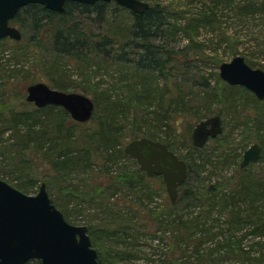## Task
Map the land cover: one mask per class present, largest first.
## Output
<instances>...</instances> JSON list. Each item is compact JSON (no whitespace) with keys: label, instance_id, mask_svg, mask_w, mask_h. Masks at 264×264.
Returning a JSON list of instances; mask_svg holds the SVG:
<instances>
[{"label":"trees","instance_id":"trees-1","mask_svg":"<svg viewBox=\"0 0 264 264\" xmlns=\"http://www.w3.org/2000/svg\"><path fill=\"white\" fill-rule=\"evenodd\" d=\"M145 1L149 3L147 9L141 13L131 10V23L118 27L112 25L110 16L106 17L108 8L114 4V18H118L116 11H121L122 7L115 1L98 0L94 3H86L67 0L63 12L46 8L39 3H29L18 10L12 22L19 23L23 35L25 30L30 32V39L34 40L32 43L40 45L39 43L43 41L40 47L44 48L45 53L56 52L59 56H66L71 59L73 66L80 70V80L76 84L66 82V78L65 81L61 80L62 76L51 85L54 84L53 86L62 90L74 86L75 90L86 95L92 91L96 96V99H93L96 102L95 105L100 101L106 118L102 121L98 119L95 126L88 127L87 130H78L76 127L81 123L73 119L62 106L53 104L44 107L34 106L27 112L5 107L9 111L5 118H1L4 114L0 110V133L7 132L9 135L7 140L11 142L2 146L7 147V150L16 151L13 158L28 148H31L32 152L40 151L49 144L47 150L43 152L44 156L49 159L50 156L57 157L54 165H58L60 169L65 168L68 175L72 172L81 174L84 166L92 167L95 163L98 164L99 159L108 161V166L110 164L119 167L120 160H128L137 165L135 159L126 154L116 143L120 139L116 119L124 110V105L130 104V107L133 105L134 108L143 109L148 103L155 102V108L151 110L152 118L157 121V126H164L166 129L170 127L167 120L170 119L169 112L172 110L179 113L178 116L186 115L193 120L202 118L203 115L191 112L190 102L194 99L190 97L191 90H186L180 85L177 96L173 98L168 89L162 90L159 94L160 90L153 87L149 81L152 77L150 73H153V76H167L168 66L177 59L176 51L171 47V43L176 40L174 26L178 19L174 20L170 17L169 7L172 5L170 1ZM225 5L227 9L233 11L234 23L238 25L249 23L252 19L251 24L247 26L253 27L252 24L258 18L259 22L264 23V0H226ZM184 11L183 9L181 12L184 13ZM174 15L179 18L175 12ZM216 16V10L207 11L204 8L188 19V25L184 24L181 27L184 30H195L197 26L211 25L216 23ZM91 22H103L106 28L103 32H87L84 26L90 25ZM54 23L55 26L52 27L51 24ZM193 23H196V27ZM256 23L258 25V22ZM45 37L49 45L44 42ZM227 37L230 41H234L233 35ZM222 39L225 40V37ZM6 40L7 38H0L1 43H5ZM253 45L263 48L264 41L253 42ZM94 64L95 69L92 70ZM113 67L117 78L131 77L140 80L141 91L133 88L130 90L133 96L129 98L122 92L121 96L118 93L113 94L109 88L102 94L98 93L96 82L92 88L88 87L90 85L88 82L94 81L97 72L102 74L101 70L109 71ZM262 67L264 68V63ZM199 84L211 86L210 81L207 80ZM207 91L204 97L196 101L202 102V99L205 101L210 98L212 92ZM165 93L169 95L166 102ZM228 96L230 99L227 100L228 109L239 112L237 101L233 99V96ZM127 98L129 102L125 103ZM256 99L264 102V99ZM173 102H177V106ZM165 103H169L167 108ZM201 104L199 103L197 107ZM209 110L206 109V111ZM91 119L88 122L92 123ZM154 128L148 126L143 134L154 139L165 140ZM261 129L264 130V126ZM137 132H140V127ZM225 137L218 135L211 139L218 141L219 147L225 148L229 143ZM244 142L247 140L241 141V144ZM206 145L197 147L192 142H188V152L183 153V156L180 155L187 161L188 173L185 182L179 188L177 201L170 203L169 209L159 211L143 203L144 199H149L148 202L151 203L158 189L152 185V177L141 169H138L134 176L128 172L112 175L116 181L115 194L106 192L110 187L98 185L99 196L94 197L99 198L101 213L105 215L101 219L95 218L97 222L87 226L92 244L98 250L100 264H133V260L138 256L131 254L130 251L135 245V239L140 236L137 234L136 216H141L139 209L147 210L148 206L150 208L147 213L155 218L157 224L155 231L151 234L153 238L147 246L158 257L145 256V262L142 264H264V251L257 252V250L246 248L244 244V240L250 238V240L258 241L257 244L264 249V170L253 171L248 169L249 165L245 167L240 165L237 178L214 181L215 170L210 165L213 167L217 165L213 164ZM90 152L93 154L92 157ZM195 153L197 156L194 158ZM154 177L161 176L154 175ZM200 185H203L202 188ZM22 186H20L21 189L27 190L26 185ZM72 192L77 194L78 191L73 189ZM120 192H125L122 195L123 198L119 196ZM193 206L206 210V213L201 211L193 218H187L179 210ZM114 207L117 210H114ZM131 212L135 216L131 215ZM224 213L230 215L229 218L224 216V224H227L225 229L212 230L213 226L204 227L209 219L214 221L216 217L219 219ZM204 217L206 218L202 219ZM68 221L72 223L71 220ZM142 226L144 229L147 227L145 224ZM160 235L172 239L171 244L161 241ZM100 242L104 244L107 242L108 245L112 243L115 252L107 250L104 258L103 252L98 249ZM115 244L116 247H114ZM170 252H173L171 256ZM25 264H42V262L39 259H33Z\"/></svg>","mask_w":264,"mask_h":264},{"label":"rangeland","instance_id":"rangeland-1","mask_svg":"<svg viewBox=\"0 0 264 264\" xmlns=\"http://www.w3.org/2000/svg\"><path fill=\"white\" fill-rule=\"evenodd\" d=\"M163 1H170V3H172L169 7V9H171L170 17L174 20L178 19V22L174 26L176 27V33L174 34L176 40L171 43V47L176 51L175 56L177 61L174 60V62L168 66L169 70L167 71L169 73L167 76H153V73H150L152 77L149 81L153 84V87L155 86V88L160 90L159 94H161L162 90L168 89L171 91L170 96H173V98L177 96V89H179L180 85L186 90H191L192 93L190 97H194L193 102H190L191 112L203 116L202 118L193 120L191 117H186V115L178 116L179 113L177 114V112L172 110L169 112L170 119L167 120L170 127L166 129L164 126H157V121L152 118L153 114L151 110H154L155 102L148 103V105L144 107L145 109L134 108L133 105L130 107V104H127L124 105V110L120 112L116 119L117 127H119L118 134L120 136V139L117 140L116 143L124 150L129 140L145 136L143 133L148 126L151 128L156 127L154 129L160 132L163 137L162 139H165L162 141L166 142L171 149L179 154V156H183L188 152V142H192L191 135L197 122L209 116L220 114L222 117L223 132L219 135L221 137L226 136L229 143L225 148L224 146L219 147V142L210 138L206 142L207 145L205 144L208 147V154H211L213 164L217 165V167L210 165L212 169L215 170V177L213 180L221 181L229 178H237V171L241 165L244 151L255 142L260 144L261 154L257 161L251 162L248 164L249 166H247L248 169L253 171L264 170V130L261 129V127L264 126V117H262L264 115V102H259L256 99V95L243 85H231L228 82V84H226V81L223 80L219 74L220 64L224 61L232 60L236 55L244 56L252 67L264 69L262 67V63H264V45L263 48L253 45V42L264 41V29H262L264 23L259 22V18L254 21V24H252L253 27H250V25L249 27L247 26L251 24L252 19L249 23L246 22L243 25L234 23V13L231 9H227V4L225 5L226 0ZM113 6L114 4L108 8L106 15L107 18L110 16L113 26L118 27L131 23V10L129 8L120 5L122 10L116 11L118 18H114L115 11H113ZM204 8L207 11L216 10V23L204 27L197 26L198 29L196 28L195 30H184L182 27L184 24L186 26L188 19L192 18L193 14L202 11ZM183 9L185 10L184 13L181 12ZM174 12L179 18L174 15ZM180 16H182V18H180ZM256 22H258V25ZM195 24L196 23H193L194 27H196ZM12 25L17 26L21 32L23 31L18 22H12ZM51 26L54 27L55 23L51 24ZM85 26L84 29L87 32L92 31L96 33L103 32V29L106 28L103 22H91L90 25L85 24ZM103 26L105 27L102 28ZM213 28H215V31H213ZM24 34L25 35L22 33L23 38L14 39L7 36L4 37L7 38L5 43L0 42V110H2L4 114L1 118H5V116L8 115L9 110L5 107L14 110H26L27 112L28 110L31 111L32 108L36 106L33 102L26 99V89L31 83L44 81L56 88V86H53L54 84H51L53 81L61 79L62 76L63 78L61 80L65 81L67 79L66 82H70L71 84H76L80 80V70H78L76 66H73V62L70 58L59 56V53L56 52L45 53L43 51L44 48L40 47L43 41L39 43L40 45H36L32 43L34 40L30 39V32L25 30ZM226 34L227 36L233 35L234 41H230ZM223 37H225V40L222 39ZM43 39L44 42L48 43L46 40L47 37ZM47 45H49V43ZM90 62L94 63V61ZM94 66L95 64L92 66V70L95 69ZM101 71L103 73L99 74L97 72L94 81L90 80V82H88V84L91 85H88L90 88H92V85H95V82L98 84L96 87L98 93L102 94L109 88L113 91V94L118 93L120 95L122 92L123 95L125 94V96L131 98L133 95L130 90L133 88L139 89V86L141 88V85H139L140 80L131 77L127 79H122L121 77L117 78L114 67L109 71ZM203 80L210 81L211 86H200L199 82ZM182 81L186 84H183ZM75 89L74 86H70L66 91L78 92V90ZM207 90H211L212 92L210 98H207L205 101L202 99V102L196 101L204 97L208 92ZM87 95L92 99H96L92 91H89ZM228 95L233 96V99L237 101L238 110L240 109L239 112L230 108L228 109L227 100H230ZM168 98L169 95L165 93V102ZM127 102H129L128 98L125 100V103ZM199 103L202 104L197 107ZM173 104L177 106V102H173ZM101 105L100 101L99 104L95 105L96 113L94 112L92 116V123L88 121H78L81 124L76 128L78 130H87L88 127L95 126L98 119L101 121L104 120L106 118V113H104V109H102ZM164 105L165 108H167L169 103H165ZM206 109L210 110L206 111ZM142 121H144V123H142ZM138 127H140V132H137ZM8 136L7 132L0 133V178L18 188L22 185H26L27 190L25 188L20 189L29 194H36L41 184L45 182L47 191L53 202L63 212L65 218L71 220L74 224L88 225L92 222L96 223L97 221L95 218L101 219L103 215H105L101 213V207L98 204L99 198L94 197L99 196L97 192L98 185L101 184L104 187H110L109 191L106 190V192H113L115 194L116 190L114 188L116 186V181L112 175L114 176L116 173L120 172H128L134 176L137 170L140 169L136 160L137 165L128 160H120L119 167H116L110 164L108 166V161L104 162L103 159H99L98 164L95 163L92 167L84 166V170H81V174L77 175L72 172L68 175L66 174L65 168L62 167V169H60L57 167L58 165H54V161H56L55 158L57 157L50 156V160L44 156L43 152L47 150L49 144L44 146L40 151L33 150L32 152V149L28 148L24 150L23 153L13 158L16 151L7 150V147L2 146L3 144H10L11 141L7 140ZM246 140L247 142L241 144V141ZM119 146L117 147L119 148ZM21 149L23 150V148ZM92 155L93 154L90 152L91 157ZM196 156L197 153L193 155L194 158ZM210 166L209 168H211ZM151 177L152 185L158 189V193L155 195V198L152 199L151 203L148 202L149 199H144L143 203L146 205L149 204L151 208H156L159 211L169 209V204L174 202L170 199L162 176ZM202 186L203 185H200L201 188ZM73 189L78 191L77 194L72 192ZM95 192L97 193L95 194ZM128 192L127 190V194L130 193ZM100 194H102V192ZM123 194H125V192H120L119 196L123 198ZM149 206L146 208L147 210L142 208L139 209L141 216H136V229L138 230L137 234L140 236L135 239V245L130 251L131 254H137L138 256L134 259L135 261L133 260V264L144 263L145 256L158 257V255L153 254L152 249L147 246V243L153 238L151 234L155 231V226L157 224L155 218L147 213V211L149 212ZM113 209L117 210L115 207ZM179 210L181 214H184L187 218H193L201 211L206 213V210L196 206ZM131 213V215L135 216L133 212ZM226 213L219 219L216 217L214 221L209 219L204 227L210 228L213 226L211 228L212 230L225 229L227 224H224V216L228 218L230 216L226 215ZM205 218L206 217L202 219ZM144 224L147 226L146 229L142 226ZM143 234L144 236H142ZM158 234L160 233L158 232ZM160 236L161 241L163 240L168 243L172 241L168 236ZM257 242L256 240H250V238L244 240L246 248L257 250V252L264 251ZM109 244L110 245H108L107 242L106 244H104V242L98 244V249L103 252L104 258L107 254V250L110 249V251L114 250L115 252V249L112 248L113 244ZM114 247H116V244ZM172 254L173 252H170V256Z\"/></svg>","mask_w":264,"mask_h":264},{"label":"water","instance_id":"water-1","mask_svg":"<svg viewBox=\"0 0 264 264\" xmlns=\"http://www.w3.org/2000/svg\"><path fill=\"white\" fill-rule=\"evenodd\" d=\"M67 0H0V38L20 39L21 30L11 20L18 10L29 3L63 12ZM94 3L98 0H75ZM141 13L149 7L145 0H104ZM219 74L231 85H243L258 99H264V69L252 67L242 55L220 64ZM26 99L38 107L48 104L62 106L76 121L85 122L95 112L94 100L81 92L66 91L44 81L27 86ZM223 132L222 117L215 114L195 125L191 140L197 147ZM147 175H161L172 202H176L179 187L188 173L187 161L162 140L147 136L129 140L124 148ZM259 143L244 151L241 166L257 161ZM98 250L93 246L85 224L69 222L52 201L46 183L36 194H29L0 178V264H25L39 259L42 264H100Z\"/></svg>","mask_w":264,"mask_h":264},{"label":"bare ground","instance_id":"bare-ground-1","mask_svg":"<svg viewBox=\"0 0 264 264\" xmlns=\"http://www.w3.org/2000/svg\"><path fill=\"white\" fill-rule=\"evenodd\" d=\"M117 3V2H116ZM120 5V4H119ZM2 179V178H1ZM53 201V200H52Z\"/></svg>","mask_w":264,"mask_h":264}]
</instances>
